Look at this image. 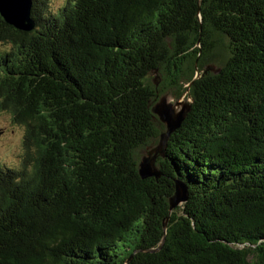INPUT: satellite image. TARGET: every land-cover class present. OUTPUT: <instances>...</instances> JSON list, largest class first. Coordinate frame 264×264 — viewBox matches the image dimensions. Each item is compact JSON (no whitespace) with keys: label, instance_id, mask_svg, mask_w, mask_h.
Segmentation results:
<instances>
[{"label":"trees","instance_id":"16d2710c","mask_svg":"<svg viewBox=\"0 0 264 264\" xmlns=\"http://www.w3.org/2000/svg\"><path fill=\"white\" fill-rule=\"evenodd\" d=\"M49 3L32 33L0 17V111L25 130L0 264H264V0ZM169 93L192 111L143 180Z\"/></svg>","mask_w":264,"mask_h":264},{"label":"water","instance_id":"95a60500","mask_svg":"<svg viewBox=\"0 0 264 264\" xmlns=\"http://www.w3.org/2000/svg\"><path fill=\"white\" fill-rule=\"evenodd\" d=\"M33 0H0V17L10 27L23 33H32L36 29V23L32 18ZM208 71L215 72L214 68H207L203 73ZM218 73V72H216ZM201 78V72L197 73V80ZM195 79V80H196ZM168 95L162 97L154 106L153 113L159 118L165 126V131L161 134L159 143L156 147L150 148L144 154L139 163V174L143 180L155 179L160 180L163 174L156 166L158 158H165L168 149V143L173 134L180 130L183 123L192 111L193 101L169 103ZM174 192L169 198L170 214L178 208H183L189 203L190 195L188 186L180 180L174 181ZM170 218L164 221V232L167 233ZM164 241L156 250H148L146 253H158L162 250Z\"/></svg>","mask_w":264,"mask_h":264},{"label":"rangeland","instance_id":"374dc122","mask_svg":"<svg viewBox=\"0 0 264 264\" xmlns=\"http://www.w3.org/2000/svg\"><path fill=\"white\" fill-rule=\"evenodd\" d=\"M65 3L66 0H50L48 9L52 13H57ZM3 48L4 47L0 45V51H2ZM203 75L205 74L201 73V77ZM185 88L187 89L189 86L185 85ZM187 95L188 94H185L178 100L173 93H169L168 101L172 104L178 102L187 103L190 101ZM24 135V128L16 125L9 113L0 111V167L2 169H13L21 164Z\"/></svg>","mask_w":264,"mask_h":264}]
</instances>
